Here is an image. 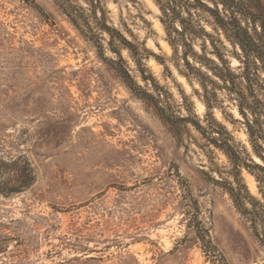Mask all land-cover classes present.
<instances>
[{
  "label": "rangeland",
  "instance_id": "374dc122",
  "mask_svg": "<svg viewBox=\"0 0 264 264\" xmlns=\"http://www.w3.org/2000/svg\"><path fill=\"white\" fill-rule=\"evenodd\" d=\"M236 1L263 46L264 0ZM160 2L0 0V264H264V117L251 138L213 73L244 55L179 5L212 37L184 59Z\"/></svg>",
  "mask_w": 264,
  "mask_h": 264
},
{
  "label": "trees",
  "instance_id": "16d2710c",
  "mask_svg": "<svg viewBox=\"0 0 264 264\" xmlns=\"http://www.w3.org/2000/svg\"><path fill=\"white\" fill-rule=\"evenodd\" d=\"M215 4L216 1H219L225 11H229L227 15L228 19L225 17H221L217 12L205 4L200 2L199 0H193V3H189L187 1L184 5L179 2V0H164L163 4L160 2V11H161V22L164 25L166 34L168 37L173 35V39L171 41L174 46L176 44H180L183 46L184 53L183 58H187L188 49L190 46V39L187 38L188 35H201L206 36L208 39L212 38L211 35L204 32L202 29H198L197 31L190 26V21L184 19L181 16V12L179 7H183L187 12L188 20L191 18V14L189 13V7H200L207 13L211 14L215 18L216 25L222 29L226 37L230 40L232 44L238 46L241 52L244 55V59L241 60V66L237 68L238 73H232L226 67H217L213 72L216 77L222 81L224 88L227 90L229 94L235 97L237 100V107L240 115L243 117L244 124L247 128V133L251 138H260L258 134L261 132V118L264 117V103L261 100L262 94H264V83H261L263 79L259 78L258 70L264 71V42L263 46H261L253 37L260 36L257 34L256 30L253 34L249 33L247 29L243 28L239 25L236 17L234 16V8L239 9V2L236 0H213ZM180 5V6H179ZM211 45L213 47L214 53L218 56V59L223 63L224 61L219 56L216 48H214L212 42ZM187 49V51H186ZM256 59V62H250V59ZM185 64L189 66V63L185 60ZM192 70V68L189 66ZM238 80V81H236ZM202 88L204 93H207L206 87L202 84ZM258 148H260L258 146ZM258 157L264 163V155L259 154L257 152ZM257 168L261 171V176L257 177L258 182L264 184V167L257 166ZM25 170L22 169L21 173ZM27 180V175L24 173L20 176ZM19 182V184H23L22 180H15V183ZM1 188V187H0Z\"/></svg>",
  "mask_w": 264,
  "mask_h": 264
}]
</instances>
